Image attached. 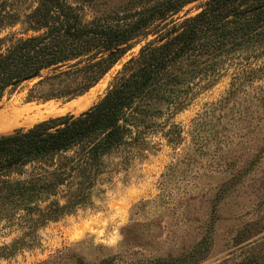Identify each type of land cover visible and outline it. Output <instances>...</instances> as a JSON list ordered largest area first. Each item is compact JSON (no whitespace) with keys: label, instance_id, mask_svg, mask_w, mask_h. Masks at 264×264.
Wrapping results in <instances>:
<instances>
[{"label":"trees","instance_id":"trees-1","mask_svg":"<svg viewBox=\"0 0 264 264\" xmlns=\"http://www.w3.org/2000/svg\"><path fill=\"white\" fill-rule=\"evenodd\" d=\"M148 34L86 108L0 133V219L20 212L29 235L87 205L106 156L141 152L151 119L228 67L223 103L264 102V0H0V100L28 76L29 99L80 96Z\"/></svg>","mask_w":264,"mask_h":264},{"label":"rangeland","instance_id":"rangeland-1","mask_svg":"<svg viewBox=\"0 0 264 264\" xmlns=\"http://www.w3.org/2000/svg\"><path fill=\"white\" fill-rule=\"evenodd\" d=\"M195 5L179 13H193ZM151 37L129 40L80 96L29 99L35 79L20 82L4 93L0 110H31L0 133L83 110ZM231 72L221 71L180 110L151 119L141 152L106 156L87 205L29 235L20 212L0 219V264H264V102L240 93L223 103ZM19 237L33 243L11 245Z\"/></svg>","mask_w":264,"mask_h":264},{"label":"bare ground","instance_id":"bare-ground-1","mask_svg":"<svg viewBox=\"0 0 264 264\" xmlns=\"http://www.w3.org/2000/svg\"><path fill=\"white\" fill-rule=\"evenodd\" d=\"M19 103V102H18ZM70 105H74L73 102H69ZM76 104V103H75ZM71 107V106H70ZM54 109V108H53ZM28 107H11L5 110H0V132H3L9 128H12L16 124H19L24 115L30 112ZM55 110V109H54Z\"/></svg>","mask_w":264,"mask_h":264},{"label":"water","instance_id":"water-1","mask_svg":"<svg viewBox=\"0 0 264 264\" xmlns=\"http://www.w3.org/2000/svg\"><path fill=\"white\" fill-rule=\"evenodd\" d=\"M33 76H34V75H33ZM30 78H32V77H31V76H28V77L23 78L22 80L25 81V80H28V79H30Z\"/></svg>","mask_w":264,"mask_h":264}]
</instances>
